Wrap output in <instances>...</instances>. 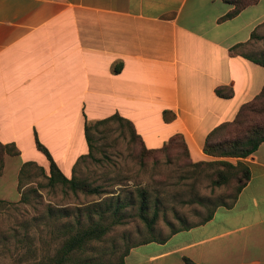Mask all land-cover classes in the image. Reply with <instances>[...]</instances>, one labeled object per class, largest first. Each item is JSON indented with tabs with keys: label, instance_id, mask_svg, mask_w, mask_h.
<instances>
[{
	"label": "crops",
	"instance_id": "obj_1",
	"mask_svg": "<svg viewBox=\"0 0 264 264\" xmlns=\"http://www.w3.org/2000/svg\"><path fill=\"white\" fill-rule=\"evenodd\" d=\"M231 8L222 0H0V143L21 155L36 137L54 160L61 129H72L59 154L79 140L83 148L55 162L67 176L87 153L84 122L116 113L145 148L178 133L188 156L210 160L206 133L264 80V68L243 56L263 26L264 0L220 20ZM220 86L232 95L217 96ZM12 157L3 155L0 176ZM239 160L249 178L229 206L130 247L124 263L264 264V141Z\"/></svg>",
	"mask_w": 264,
	"mask_h": 264
},
{
	"label": "rangeland",
	"instance_id": "obj_2",
	"mask_svg": "<svg viewBox=\"0 0 264 264\" xmlns=\"http://www.w3.org/2000/svg\"><path fill=\"white\" fill-rule=\"evenodd\" d=\"M256 34L260 38L253 39L247 49L254 54L264 50V23L256 29ZM71 130L61 129V141L64 142L54 147L56 150H53V158L58 165L59 156L70 160L74 149L83 148V140H79L68 155L59 154L62 149L67 148L70 139L67 137ZM91 134L90 154L77 158L66 175L85 179L91 186H99L106 193H72L60 186H45V158L35 148L26 144L21 145V155L8 161L9 165L0 176V195L5 196L0 197V264H26L37 261L39 264H49V257L66 237L60 232L63 219L54 218L58 213L56 209L67 208L68 221L77 213H81L80 224L85 225V206L117 192L120 199L131 197L129 192L140 187L149 194V207L152 208L154 204L158 207L153 235L162 237L169 232L172 225L177 226L179 223L175 217L193 222L198 219L196 212L202 213V208L197 203L186 202L190 197V185L201 197L226 199L230 192L229 186L209 184L205 175L211 170L210 166H203L204 169L200 173L194 174L191 162L198 161L199 158L185 155L178 147L166 153L158 152L153 156L139 158L138 145L128 141L126 127L120 126L116 121L97 126ZM25 161H33L42 171L36 168L28 169L29 174L24 178V182L31 181L23 184L20 189L27 196V202L24 203L18 201L19 192L15 185L19 170L17 166L20 167ZM32 187L36 188V193L30 191ZM131 201L135 202L133 198ZM77 207L78 210L75 209ZM122 215V223L112 226L100 240L91 241L80 251L72 252L71 261L65 264H115L123 246L135 242L147 232L135 216L134 203L127 207ZM91 217L92 220L96 218L95 215ZM109 219L106 215L104 222Z\"/></svg>",
	"mask_w": 264,
	"mask_h": 264
},
{
	"label": "trees",
	"instance_id": "obj_3",
	"mask_svg": "<svg viewBox=\"0 0 264 264\" xmlns=\"http://www.w3.org/2000/svg\"><path fill=\"white\" fill-rule=\"evenodd\" d=\"M232 5V8L220 17V20L228 19L237 14L243 7L248 4L255 3L257 0H222ZM264 23V21L262 22ZM250 38H260L256 32L250 33ZM252 62L260 65L264 68V50L254 54L248 52L243 55ZM214 92L217 96L222 98H228L232 95V90L227 86L215 87ZM163 120L167 121L168 117L166 112L162 111ZM110 121H116L120 126H125L128 134V141L138 145L139 158L153 156L156 153H166L174 147H178L181 151L187 155V148L183 137L178 134H172L169 136L162 145L157 148L147 149L144 147L140 137L135 133L134 128L130 121L114 113L102 119L94 120L92 122H84L83 135L87 145V153L80 155L78 158H82L90 154L92 148V130L99 125H104ZM264 141V80L258 92L250 99L241 103L233 117L230 120L220 122L212 129H210L201 145V151L211 159L208 161L198 160L191 162L194 174L200 173L204 169L203 166H210L211 170L205 175L211 186H229L230 192L227 198L220 197H201L193 186L190 185V197L186 202L197 203L202 208V213L196 212L198 219L193 222H188L184 218L175 217L179 223L177 226H171L169 232L162 237H156L153 235L154 225L157 219L158 207L156 204L152 208L149 207V194L143 188H135L129 192V195L135 200L131 201V197H123L120 199L119 192L115 195L105 196L95 202H91L85 206V212H83L86 224H80L79 215L73 217L71 221H68L69 212L67 208L56 209L58 211L55 219H63L61 234L66 237L60 242L59 246L55 248L53 254L49 257V264H65L67 261H71V253L74 251H80L87 246L91 241L100 240L102 236L114 225L123 222L122 213L134 203L135 216L141 221L146 229V235L141 236L138 240L132 243L125 244L121 251L118 260L115 264H125L123 257L126 255L130 247L146 243L150 241H161L166 235L174 233L176 231L186 229L190 226L198 225L208 220L214 208L217 205L229 206L235 199L240 188L246 183L249 178V171L247 166L239 160L252 153L258 144ZM35 148L44 156L46 160L47 173L45 175V186L54 188L55 186L63 187L72 193L83 194H100L106 193L100 189L99 186H91L85 179H77L73 175L69 177L65 176L55 161L52 159L48 150L42 145L36 137H34ZM16 156L18 149L12 143H0V170L2 166L3 155ZM235 159L230 161L229 159ZM30 168H36L38 171H42V168L33 161L23 162L18 170L16 190L19 192V202H27V196L25 192L21 191L23 184L30 182L27 180L24 182V178L29 174ZM23 181H22V178ZM26 179V178H25ZM30 191L36 193V188H30ZM132 193H134L132 195ZM151 209L150 215L148 209ZM78 210V207L75 208ZM50 211V208L48 209ZM49 214V212H48ZM95 215V219L92 217ZM106 215L110 217L109 221H105ZM76 225V227H73ZM187 264H190L185 260ZM26 264H39L26 263Z\"/></svg>",
	"mask_w": 264,
	"mask_h": 264
}]
</instances>
